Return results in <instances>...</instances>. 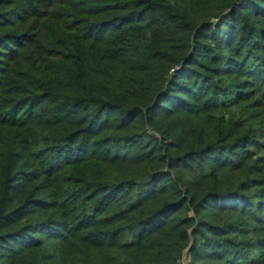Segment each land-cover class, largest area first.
<instances>
[{
  "label": "trees",
  "instance_id": "16d2710c",
  "mask_svg": "<svg viewBox=\"0 0 264 264\" xmlns=\"http://www.w3.org/2000/svg\"><path fill=\"white\" fill-rule=\"evenodd\" d=\"M264 264V0H0V264Z\"/></svg>",
  "mask_w": 264,
  "mask_h": 264
},
{
  "label": "built area",
  "instance_id": "2783aa9c",
  "mask_svg": "<svg viewBox=\"0 0 264 264\" xmlns=\"http://www.w3.org/2000/svg\"><path fill=\"white\" fill-rule=\"evenodd\" d=\"M188 262V259L187 258H182L180 261H179V264H187Z\"/></svg>",
  "mask_w": 264,
  "mask_h": 264
}]
</instances>
